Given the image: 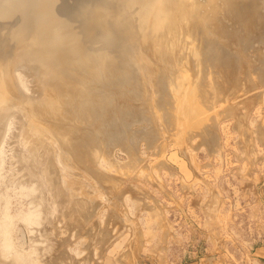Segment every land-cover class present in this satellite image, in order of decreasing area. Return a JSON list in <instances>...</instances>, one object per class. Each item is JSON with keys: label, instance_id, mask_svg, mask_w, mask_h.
I'll return each instance as SVG.
<instances>
[{"label": "bare ground", "instance_id": "obj_1", "mask_svg": "<svg viewBox=\"0 0 264 264\" xmlns=\"http://www.w3.org/2000/svg\"><path fill=\"white\" fill-rule=\"evenodd\" d=\"M216 71L238 87L251 72L264 84V0H0V172L7 142L38 187L42 160L53 184L95 150L139 161L141 140L157 148L168 109L184 100L183 116Z\"/></svg>", "mask_w": 264, "mask_h": 264}, {"label": "rangeland", "instance_id": "obj_2", "mask_svg": "<svg viewBox=\"0 0 264 264\" xmlns=\"http://www.w3.org/2000/svg\"><path fill=\"white\" fill-rule=\"evenodd\" d=\"M221 76L210 73L200 94L191 87L183 116L184 100L168 109V134L153 149L141 140L139 161L121 147L95 150L53 184L38 160V187L5 143L0 264H253L264 246V84L256 72L245 88Z\"/></svg>", "mask_w": 264, "mask_h": 264}, {"label": "crops", "instance_id": "obj_3", "mask_svg": "<svg viewBox=\"0 0 264 264\" xmlns=\"http://www.w3.org/2000/svg\"><path fill=\"white\" fill-rule=\"evenodd\" d=\"M182 264H204V262L201 260H195V261L184 262ZM220 264H233V263L229 262V263H220ZM253 264H264V246H260L255 249L253 254Z\"/></svg>", "mask_w": 264, "mask_h": 264}]
</instances>
